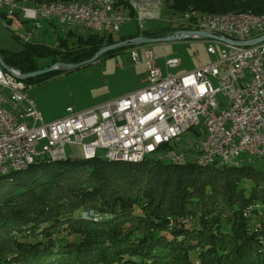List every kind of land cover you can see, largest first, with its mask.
<instances>
[{
	"label": "trees",
	"instance_id": "obj_1",
	"mask_svg": "<svg viewBox=\"0 0 264 264\" xmlns=\"http://www.w3.org/2000/svg\"><path fill=\"white\" fill-rule=\"evenodd\" d=\"M162 1L172 4L167 14L176 17L186 10L264 15V0ZM117 8L131 9L127 3ZM178 31H142L121 41L112 33L92 32L77 48L61 43L53 51L28 44L18 53L0 55L6 65L30 74L45 69L36 64L40 56L55 58L54 64H79L105 47ZM173 146L161 151L172 152ZM36 161L0 174V264H264V212L256 208L264 209V170L241 167L242 162L202 166L191 158L176 162L170 157L128 164L98 157ZM246 211L254 218H246ZM58 231L72 241L54 243L50 238Z\"/></svg>",
	"mask_w": 264,
	"mask_h": 264
},
{
	"label": "built area",
	"instance_id": "obj_2",
	"mask_svg": "<svg viewBox=\"0 0 264 264\" xmlns=\"http://www.w3.org/2000/svg\"><path fill=\"white\" fill-rule=\"evenodd\" d=\"M121 1L87 0V6L55 9L6 1L0 2V15L16 16L23 22L46 20L82 25L95 33H115L126 20V13L116 8ZM131 4L143 29V21L150 14L142 10L143 3ZM168 20L179 30L175 36L199 41L208 40L204 34L218 37L220 51L213 44L207 50L217 59L177 76H165L155 64L153 51L146 49L145 89L85 112L67 108V114L53 122L44 119L27 95L21 72L0 66V171L47 156H68L67 146L81 147L83 155L103 149L111 157H151L167 144H177L193 129L200 130L202 136L195 152L184 151L171 160L191 158L212 164L264 161V41L256 45L227 42L244 44L263 37L264 16L261 23H248V17L219 23L217 17L194 14L168 16ZM131 56L140 63L136 50ZM195 58L202 62L199 55ZM166 65L176 68L181 61L167 58ZM218 95L224 101L218 102ZM88 138L91 141L85 142Z\"/></svg>",
	"mask_w": 264,
	"mask_h": 264
},
{
	"label": "rangeland",
	"instance_id": "obj_3",
	"mask_svg": "<svg viewBox=\"0 0 264 264\" xmlns=\"http://www.w3.org/2000/svg\"><path fill=\"white\" fill-rule=\"evenodd\" d=\"M160 1L161 5L156 3ZM171 5V3H163L162 0H148L144 4L145 8L142 7V10L146 14H150L143 21L144 31L148 33L157 32L171 27L167 16L168 7ZM125 13L126 20L120 26L119 32L112 33L115 41L128 39L130 36H135L142 32L138 21L134 17L136 16V10L131 7ZM91 34L90 30L81 25H64L59 22L46 20H39L36 23L23 22L16 16H0V52L4 54L18 53L28 44H37L48 47L53 51H59L58 47L62 43L67 48L73 49L78 47L79 43L77 42L80 39L87 40ZM108 34L111 33L99 32L97 35L107 36ZM209 44H213L218 52L222 48L221 44L209 39L205 41L183 39L143 46L129 45L128 47L119 48L111 53H107L103 57L78 69L70 71L63 69L65 71L58 73L56 76L37 83L26 84L29 80L24 81L27 87L26 93L35 101L44 119L47 122H53L64 117L67 114L66 110L68 107L73 108L77 112H82L144 89L146 87L144 81L148 75L145 62L146 49L153 51L156 60L155 64L162 70L163 75L167 76L171 74L177 76L195 70L203 64L214 62L218 56L208 53ZM133 50H136L138 53L140 63L133 61L131 56ZM196 55L201 57L202 62H199L195 58ZM167 58H178L181 61V65L169 69L166 65ZM54 59L51 56H40L36 58V64L39 68L47 69L55 65ZM62 59L65 58L63 57ZM15 69L21 72L20 68ZM217 101H224L223 96L218 95ZM201 139L200 130H189L179 138L177 144H174L172 152L158 151L151 157L152 159H165L168 157L171 159L173 155H178L184 151L190 154L195 152L196 146ZM90 141L91 138L85 140V142ZM66 151L68 156L73 159H85L81 147L67 146ZM97 157L103 161L110 162L106 158V151L103 149L97 150ZM240 165L241 167L249 166L257 170H264V161L260 159L244 161ZM256 208H260L258 211L264 212L261 206ZM245 214L248 219L253 216L252 212L249 211H246ZM94 217L97 218V216ZM102 217L100 216L97 219H102ZM58 232V235L50 238L54 243L72 241L63 231Z\"/></svg>",
	"mask_w": 264,
	"mask_h": 264
},
{
	"label": "bare ground",
	"instance_id": "obj_4",
	"mask_svg": "<svg viewBox=\"0 0 264 264\" xmlns=\"http://www.w3.org/2000/svg\"><path fill=\"white\" fill-rule=\"evenodd\" d=\"M6 1H12V2H16V3H20L21 6H27V7H43V8H47V9H55L56 7H62V6H68V7H82V6H87V0L85 2H46V3H38V4H34V5H27L26 4V1H21V0H0V2H6ZM159 1V0H158ZM134 2H141L143 4H146L148 2V0H123L119 3H127L130 7H133L131 3H134ZM118 3V4H119ZM158 4L161 5V1L160 2H156ZM117 4V5H118ZM170 4V3H169ZM117 8V6H116ZM117 10L120 11L119 8H117ZM120 12H123V11H120ZM125 13V12H124ZM190 14H194V15H210V16H214V17H217V22L219 23H226V22H238V17H248V23H261V16H264V15H256V14H253L251 12H247V13H225V14H204V13H199L198 11H195V10H189L186 12H184L183 14H181L179 17H187L189 16ZM1 16V15H0ZM167 16H171V17H174L173 15H171L169 13V15ZM132 19V18H131ZM82 26V25H81ZM84 27V26H83ZM172 28H174V26L171 25ZM85 28V27H84ZM140 28V27H139ZM88 29V28H86ZM90 30V29H88ZM141 31H144V28L143 29H140ZM91 31V30H90ZM93 32V31H91ZM185 32H183L184 34ZM171 37H174V36H171ZM148 38V37H147ZM168 38V37H167ZM209 40H212V39H209ZM216 41V40H215ZM224 42V40H223ZM229 43H231L232 45H234L235 41H227ZM124 47V46H122ZM1 56V55H0ZM103 56V55H102ZM2 58V57H1ZM100 58V57H99ZM5 63V62H4ZM1 66V65H0ZM8 65H6V68H7ZM2 67V66H1ZM10 67V66H9ZM3 68V67H2ZM13 68V67H12ZM169 68V67H168ZM5 69V68H3ZM169 69H173V68H169ZM69 71V70H68ZM171 75V74H170ZM21 77H22V74L20 76V80H21ZM22 82H24L23 80H21ZM145 89V88H144ZM143 90V89H141ZM140 91V90H139ZM137 92V91H136ZM115 100V99H114ZM112 101V100H111ZM110 102V101H109ZM107 103V102H106ZM105 104V103H104ZM103 105V104H102ZM101 106V105H100ZM99 107V106H97ZM95 107V108H97ZM94 109V108H92ZM40 110V109H39ZM91 110V109H89ZM88 111V110H86ZM77 112V111H76ZM82 112H85V111H82ZM42 113V112H41ZM43 115V114H42ZM44 117V116H43ZM85 159H92V158H95L97 157V154H85L84 155ZM43 158H47L49 160H52V161H62V160H66L69 158V156H47V157H43ZM106 158L110 161H120V162H127V163H138V162H142L144 161L146 158L148 157H145V158H140V159H136V158H128V159H125V158H122V157H111V156H106ZM36 160H31V161H27L26 163H22L18 166H15L14 168L10 169V170H6V171H0V174H6V173H9L10 171H17V170H22L24 169L26 166L32 164L33 162H35ZM197 164L199 165H202V166H207V165H212V163L210 162H197L195 161ZM244 162V161H242ZM239 162H236V163H233V164H237ZM217 165H227V164H217Z\"/></svg>",
	"mask_w": 264,
	"mask_h": 264
},
{
	"label": "water",
	"instance_id": "obj_5",
	"mask_svg": "<svg viewBox=\"0 0 264 264\" xmlns=\"http://www.w3.org/2000/svg\"><path fill=\"white\" fill-rule=\"evenodd\" d=\"M185 36L189 35L190 32H185L184 33ZM204 36L207 39H212V40H218L219 38L213 35H209V34H204ZM185 38L183 37H179V36H174V37H168V38H147V37H138L135 38L133 40L130 41H126L124 43H117L108 47H105L103 49H101L100 51H98L95 56L89 60V61H85L79 64H69V65H65L62 63H56L55 65L51 66L50 68H47L45 70H41V71H37V72H33L30 74H23L21 77V80L23 81H27V80H31V79H35L38 78L40 76L46 75L48 73H51L53 71L58 70L59 68L61 69H65V70H73V69H78L86 64H89L91 62H93L94 60L99 59V57H101L102 55H105L109 52H112L116 49L121 48L122 46H129V45H135V46H143V45H149V44H155V43H162V42H171V41H177V40H183ZM264 41V36L261 38H258L256 40H253L251 42H245L244 44L242 43H234L235 45H256L259 44L261 42ZM0 65L6 69V64L4 63L3 59L0 56Z\"/></svg>",
	"mask_w": 264,
	"mask_h": 264
},
{
	"label": "crops",
	"instance_id": "obj_6",
	"mask_svg": "<svg viewBox=\"0 0 264 264\" xmlns=\"http://www.w3.org/2000/svg\"><path fill=\"white\" fill-rule=\"evenodd\" d=\"M68 108H70V107H68ZM52 122V121H51Z\"/></svg>",
	"mask_w": 264,
	"mask_h": 264
}]
</instances>
